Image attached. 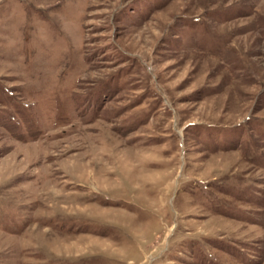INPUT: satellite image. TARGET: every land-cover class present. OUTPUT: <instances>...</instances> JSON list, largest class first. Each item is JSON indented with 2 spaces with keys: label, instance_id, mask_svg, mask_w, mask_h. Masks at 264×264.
<instances>
[{
  "label": "rangeland",
  "instance_id": "rangeland-1",
  "mask_svg": "<svg viewBox=\"0 0 264 264\" xmlns=\"http://www.w3.org/2000/svg\"><path fill=\"white\" fill-rule=\"evenodd\" d=\"M0 264H264V0H0Z\"/></svg>",
  "mask_w": 264,
  "mask_h": 264
},
{
  "label": "bare ground",
  "instance_id": "bare-ground-1",
  "mask_svg": "<svg viewBox=\"0 0 264 264\" xmlns=\"http://www.w3.org/2000/svg\"><path fill=\"white\" fill-rule=\"evenodd\" d=\"M241 3V2H240ZM233 52V51H232ZM90 183V182H89Z\"/></svg>",
  "mask_w": 264,
  "mask_h": 264
}]
</instances>
